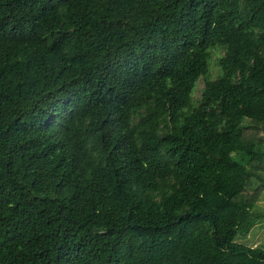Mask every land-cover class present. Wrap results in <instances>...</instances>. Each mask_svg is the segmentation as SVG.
Wrapping results in <instances>:
<instances>
[{"label": "trees", "instance_id": "obj_1", "mask_svg": "<svg viewBox=\"0 0 264 264\" xmlns=\"http://www.w3.org/2000/svg\"><path fill=\"white\" fill-rule=\"evenodd\" d=\"M264 0H0V264H264Z\"/></svg>", "mask_w": 264, "mask_h": 264}, {"label": "rangeland", "instance_id": "obj_2", "mask_svg": "<svg viewBox=\"0 0 264 264\" xmlns=\"http://www.w3.org/2000/svg\"><path fill=\"white\" fill-rule=\"evenodd\" d=\"M256 215L260 219L255 227H253L247 235L241 232L237 235L236 243L245 247H261L264 248V192L262 198L255 209Z\"/></svg>", "mask_w": 264, "mask_h": 264}]
</instances>
